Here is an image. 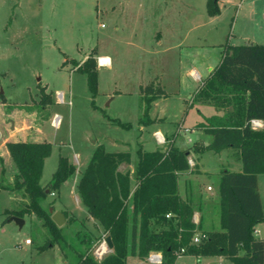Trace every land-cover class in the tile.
Returning <instances> with one entry per match:
<instances>
[{"label": "rangeland", "instance_id": "1", "mask_svg": "<svg viewBox=\"0 0 264 264\" xmlns=\"http://www.w3.org/2000/svg\"><path fill=\"white\" fill-rule=\"evenodd\" d=\"M206 2L0 0V142L22 138L24 133L27 139L50 142L51 154L40 179L43 186L50 181L59 156L74 165L59 191L47 195L41 205L48 211L54 209L53 204L74 211L76 218L64 219L57 227L78 252L95 258L93 253L106 236L86 221V207L77 200L76 182L93 151L102 147L105 151L130 152L131 163L119 169L130 171L133 188L137 149L163 150L168 143L166 137L164 144L158 143L156 132L174 135V145L183 149L195 141L206 143L210 136L197 129L191 131V126L202 121L198 109L205 115L213 109L195 103L183 119L184 126H179L200 77L207 66L220 60L224 43L264 44V0H217L219 12L215 15L207 13ZM89 55L98 72L95 96L86 74L75 70ZM103 56L107 60L102 61ZM158 78L168 95L150 110V116L163 110L167 118L144 125L140 122L143 101L139 87ZM40 87H45L49 99L42 97ZM195 157L193 152L188 155L193 162ZM216 158L208 151L199 160L201 169L207 172H198L194 163L190 171L178 176L180 196L193 213L199 212L195 218L204 232L219 228L217 199H212L213 195L204 199L206 186L218 183ZM229 158L233 159L232 151L226 149L219 155L218 169L226 168ZM2 167L0 161V177L16 171L9 156L3 172ZM257 178L264 212V174ZM24 200L27 197L21 191L0 189V264H70L74 255L66 257L58 244L39 250L50 235L34 214L20 217L22 226L9 221L10 217L1 224L7 217L4 209L20 207ZM262 224L254 233H262ZM109 252L106 250L103 256ZM125 264L151 263L147 258L129 255ZM175 264L229 261L218 256L181 254Z\"/></svg>", "mask_w": 264, "mask_h": 264}, {"label": "trees", "instance_id": "2", "mask_svg": "<svg viewBox=\"0 0 264 264\" xmlns=\"http://www.w3.org/2000/svg\"><path fill=\"white\" fill-rule=\"evenodd\" d=\"M206 7L209 15L219 12L217 1L207 0ZM75 70L86 74L89 90L95 96L98 72L92 55ZM44 90L40 87L42 97L49 99ZM139 90L143 101L140 122L147 125L153 122L148 115L152 102L168 94L156 80ZM192 101L206 102L224 111L222 116L212 115L198 124L211 141L208 145L193 144V151L220 153L230 149L234 160L241 163L240 171L220 172L219 229L205 231L204 241L191 243L200 225L192 221L193 209L178 192V175L190 171L189 149L175 146L174 135L163 150L137 149L133 188L130 171L119 169L131 163L130 152L105 151L102 147L93 151L76 187L88 215L113 243L111 252L100 260L78 252L68 243L50 212L41 205L47 195L59 191L75 169L65 156H59L50 181L40 185L44 160L52 150L50 142H6L16 173L12 183H0V189L21 191L27 201L18 210H5L7 217L2 224L12 215L34 214L50 235L39 250L58 244L66 257L74 255L70 264H125L129 255L145 259L153 251L161 254L160 264H175L180 248H184L183 254L221 256L229 264H264V238L254 235L255 226L264 222L257 178L264 174V44L224 43L220 60L200 80ZM252 119L261 120V128H252ZM114 122L129 126L119 120ZM167 213L171 217L166 218Z\"/></svg>", "mask_w": 264, "mask_h": 264}, {"label": "crops", "instance_id": "3", "mask_svg": "<svg viewBox=\"0 0 264 264\" xmlns=\"http://www.w3.org/2000/svg\"><path fill=\"white\" fill-rule=\"evenodd\" d=\"M104 57V56H103ZM218 63V62H217ZM216 63V64H217ZM215 64V65H216ZM214 65V66H215ZM214 66H207L206 67V72H205V74L203 75V76H201L200 77V80L202 79V78H204V77H206L207 76V74L212 70V68L214 67ZM156 81L157 82H159L160 83V80H159V78L158 79H156ZM160 85H161V83H160ZM162 86V85H161ZM197 86H198V83L196 84V87L194 88V90L193 91H195L196 90V88H197ZM162 88H163V86H162ZM166 92V91H165ZM167 93V92H166ZM168 94V93H167ZM161 98L162 97H160V98H157V99H155L153 102H152V105H151V107H150V109H149V118L151 119V120H153V122H156V121H158V122H160V121H165L166 120V115L164 114V112H163V110L162 111H160V112H158V113H156V115L152 118L150 115V110H152L154 107H156L157 106V104L159 103V101L161 100ZM195 103H197V105H198V107H200V108H204V107H207V108H211V109H213V113H210L209 115H205L204 114V112L203 111H201V109H198V111L200 112V115H201V117H202V121H198L196 124H194V125H192L191 126V131H194L195 129H197V130H199L200 132H203L204 134H206L204 131H203V129L202 128H200V127H198V124H201V123H204L205 122V118L206 117H209V116H212V115H219V116H222L223 114H224V111H222V110H218V109H215L211 104H209V103H206V102H200V101H192V100H190V98H189V101L187 102V106H186V108H185V110H184V112H183V115L181 116V120H180V124H179V126H184L183 124V119H184V117L187 115V113H188V110L195 104ZM211 111V110H210ZM260 121V126H259V128H261V126H262V121L261 120H259ZM14 126H12L11 128H10V130H12V128H13ZM20 128H18L17 130H19ZM258 129V128H257ZM156 133H159V132H156ZM159 134H161V133H159ZM162 135V134H161ZM208 135V134H207ZM10 136H12V134L10 135ZM22 138L20 137V138H18V139H15V140H12V139H9V138H4L1 142H0V161H1V163H2V172L3 171H5L6 170V164H7V162H8V156L10 157V155H9V153H8V151H7V148H6V142H8V141H36V142H40V141H38L37 139H27L26 137H27V134L26 133H24V134H22ZM210 136V135H209ZM164 137H166V139L168 140V138H171L172 137V135H170V133H168V132H166L165 133V135H164ZM210 141H211V136H210V139H209V141H207L206 143H202L201 141H195L194 143H192V145L190 146V147H192L193 146V144H198V145H208L209 143H210ZM173 142H174V140H173ZM190 147H188V148H184V149H189V155H191V152H193V153H195V155H196V157L194 158L195 159V165H196V169H197V171L198 172H200V173H202V172H207V171H204V170H202L201 169V165L200 164H202V163H199V160H200V156L201 155H203L204 153H206V152H208L209 150H207V151H204V152H202V153H196V152H194L193 151V149H190ZM179 148V147H178ZM179 149H183V148H179ZM144 150V149H143ZM226 150V149H225ZM146 151H148V150H146ZM150 151H152V150H150ZM224 151V150H223ZM223 151H221L220 153H214V152H212L213 153V155H215V156H217V158H216V161H217V164H218V167L220 166V164H221V161L219 160V155H221V153L223 152ZM200 155V156H199ZM11 158V157H10ZM45 160H46V158H45ZM45 160H44V164H45ZM131 160H132V158H131ZM239 161H236V160H234V158L233 159H228V162H227V164H229L226 168H224V169H229V170H231V171H240L241 170V168H240V166H239ZM234 165V167H230V165ZM44 166V165H43ZM121 166V165H120ZM218 167H217V169H216V171H217V174L219 175V177H218V183H219V178H220V172H221V170L220 169H218ZM223 170V169H222ZM188 172V171H187ZM15 173H16V171H14L10 176H8V177H6V176H2L1 175V177H0V181H1V179H3V182H0V183H3V184H6V185H10L11 183H12V180H13V177H14V175H15ZM180 175V174H179ZM178 175V176H179ZM80 177V176H79ZM78 180H79V178H78ZM78 180H77V182H76V186H77V183H78ZM218 183L216 184V186H211V185H207L206 186V191H207V193L205 194V196H204V199H208V197H209V195H213L212 196V199L214 198V199H217V206H218ZM40 185H42V184H40ZM43 186V185H42ZM208 186H210L211 187V189L210 190H208L207 189V187ZM6 190H8V189H6ZM19 192V191H18ZM56 192H58V191H55V193ZM178 192H179V177H178ZM180 194V193H179ZM17 198V197H16ZM21 198V197H20ZM22 199V198H21ZM23 200V199H22ZM78 200V202H80V198L79 199H77ZM24 201H26V200H24ZM53 204V203H52ZM53 206H54V209L53 208H51V209H49V211H51V213L53 214L54 212H56V211H60V212H62L63 214H64V219H67L68 220V218L69 217H72V216H74L75 218L77 217L76 216V214L74 213V211H72L71 209H69V208H67V207H61V208H58V207H55V205L53 204ZM20 207H21V205H20ZM20 207H16V208H5L4 209V211L5 210H9V211H15V210H18ZM66 210L68 211V213H66ZM3 211V212H4ZM198 214H199V212H197ZM197 213L196 212H194L193 213V216H195V217H197L196 215H197ZM51 214V215H52ZM12 216H15V215H12ZM85 219H86V221H88V222H92L93 224H94V227H95V229H97L98 231H103V228H102V226L97 222V221H95L92 217H90L89 215H88V212H87V208H86V214H85ZM218 219H219V206H218ZM9 221H10V219H9ZM219 223V222H218ZM2 224V223H1ZM3 225V224H2ZM259 225H263L262 223H260V224H257L255 227H258ZM219 229V228H218ZM218 229H214V230H218ZM258 231L259 230H257V233H258ZM102 233V232H101ZM257 233H254V235L256 236V237H258V238H264V227H262V233L261 234H257ZM102 236H103V234H102ZM26 240H29V239H26ZM25 240V241H26ZM27 244H31V242L30 243H27ZM180 256V255H179ZM218 257H221V256H218ZM207 258H210V257H207ZM152 264V263H151Z\"/></svg>", "mask_w": 264, "mask_h": 264}, {"label": "built area", "instance_id": "4", "mask_svg": "<svg viewBox=\"0 0 264 264\" xmlns=\"http://www.w3.org/2000/svg\"><path fill=\"white\" fill-rule=\"evenodd\" d=\"M104 64H105V62H104ZM194 76H197V75L194 74ZM197 78H198V76H197ZM59 98L62 100V93H59ZM251 125H252V128L257 129L260 126V121L257 120V119H252L251 120ZM155 137H156L157 142L160 143V144H164L166 142L165 137L163 135L159 134V133H155ZM188 164H189V166H194V162L190 158H188ZM207 189L210 190L211 187L208 186ZM50 194L51 195H55V191L51 192ZM169 217H171V213H167L166 214V218H169ZM192 221L195 224H197V222H198V220L195 218V216H192ZM104 238H105V236H103L101 238L99 246L96 248V250L93 253L94 257L97 260H100L102 258V256H103V253L106 250H108ZM205 239H207V233L204 232V231H201V230H196L193 233V235H192L191 243L198 244V243L204 241ZM25 242L26 243H30L29 240H26ZM183 252H184V248H180L178 254L181 255V254H183ZM147 259L152 264H160L161 261H162L161 254L159 252H155V251L150 252L148 254V256H147Z\"/></svg>", "mask_w": 264, "mask_h": 264}, {"label": "water", "instance_id": "5", "mask_svg": "<svg viewBox=\"0 0 264 264\" xmlns=\"http://www.w3.org/2000/svg\"><path fill=\"white\" fill-rule=\"evenodd\" d=\"M214 1H217V0H214ZM9 219H10V221L16 222L19 226H22L24 223L23 220L18 216H11ZM51 219L53 220V222L57 226H60L64 222V214L60 211H56L51 215ZM104 239H105V243L107 245V249L109 251H111L113 248V243H112L111 237L109 235H107V236H105Z\"/></svg>", "mask_w": 264, "mask_h": 264}, {"label": "bare ground", "instance_id": "6", "mask_svg": "<svg viewBox=\"0 0 264 264\" xmlns=\"http://www.w3.org/2000/svg\"><path fill=\"white\" fill-rule=\"evenodd\" d=\"M101 60L105 61V60H107V58L106 57H101Z\"/></svg>", "mask_w": 264, "mask_h": 264}]
</instances>
